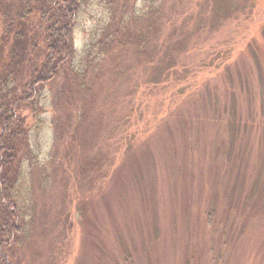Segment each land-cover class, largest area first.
I'll use <instances>...</instances> for the list:
<instances>
[{
  "label": "rangeland",
  "instance_id": "obj_1",
  "mask_svg": "<svg viewBox=\"0 0 264 264\" xmlns=\"http://www.w3.org/2000/svg\"><path fill=\"white\" fill-rule=\"evenodd\" d=\"M126 1L163 12L147 57L132 45L101 58L119 10L82 0L73 57L18 111L30 153L18 147L9 171L36 224L13 264H264V0Z\"/></svg>",
  "mask_w": 264,
  "mask_h": 264
},
{
  "label": "trees",
  "instance_id": "obj_2",
  "mask_svg": "<svg viewBox=\"0 0 264 264\" xmlns=\"http://www.w3.org/2000/svg\"><path fill=\"white\" fill-rule=\"evenodd\" d=\"M109 4V9L117 6L119 14L110 13L109 22L100 31L97 43L101 46V58H105V54L113 50L112 46L123 52L132 45L138 48L136 56L147 57L146 47L149 45L151 30L163 12L151 7L147 13L136 16L127 11L126 0H109ZM81 6L82 0H0V53L5 45L8 46L7 55L5 57L3 54V62L0 64V264H13L16 245L27 246L26 243L33 237L31 227L36 224L33 217L34 193L29 202L25 201L19 207L16 202L18 190L15 170L9 171L13 152L18 147L21 146L24 152L30 153L27 151L30 149L26 129L18 111L31 108L32 101L36 100L40 90L45 85L52 84L63 64L73 57L72 32ZM225 6L222 8L220 5V11H225L228 5ZM144 23H148L147 26H143ZM128 24L144 27L142 30L138 29L139 38L136 41L127 32ZM197 25H202L201 20ZM262 35L264 38V30ZM185 41L186 38H183L181 42ZM165 62L161 64V77H169L173 72L170 68L176 65L173 58ZM256 63L260 69L262 63L258 59ZM81 81L84 83V78ZM79 84L80 80L77 89L88 91L85 85ZM59 95L62 97L61 90L55 93L52 106L60 114L62 109L58 102ZM68 118L70 119V115ZM53 124L57 141L61 142L65 134L64 128L69 124L63 127L64 123L59 122V117L55 118ZM74 134L71 140L77 135ZM45 177L41 182L46 181ZM32 190L34 192L35 188Z\"/></svg>",
  "mask_w": 264,
  "mask_h": 264
}]
</instances>
